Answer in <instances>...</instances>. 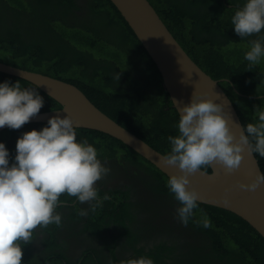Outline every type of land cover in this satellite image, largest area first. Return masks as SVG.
I'll use <instances>...</instances> for the list:
<instances>
[{
  "label": "trees",
  "instance_id": "1",
  "mask_svg": "<svg viewBox=\"0 0 264 264\" xmlns=\"http://www.w3.org/2000/svg\"><path fill=\"white\" fill-rule=\"evenodd\" d=\"M151 2L206 71L216 79L230 78L248 95L238 96L228 83L221 82L245 126L257 122L248 107L264 108V58L255 66L245 60L250 42L257 36L241 39L231 29V11L235 13L237 6L229 8L223 0ZM226 2L244 5L246 0ZM261 42L264 45V39ZM0 60L75 83L102 110L165 154L171 150L168 136L179 134L180 115L163 87L159 70L110 0H87V7L79 0H0ZM5 81H20L22 88H36L44 99L40 111L60 107L34 84L0 72V83ZM45 126L48 123L31 122L18 130L0 132L10 163L14 162L17 139L24 132ZM76 132L77 141L93 145L99 157L111 153L135 158L140 166L153 170L159 180L169 179L111 135L77 127ZM257 156L264 170V158ZM205 216L211 223L209 228L203 227ZM189 222L203 233L199 234L203 245L194 246L189 256L191 264H264V238L235 213L198 202ZM155 259L164 264L159 256Z\"/></svg>",
  "mask_w": 264,
  "mask_h": 264
},
{
  "label": "clouds",
  "instance_id": "2",
  "mask_svg": "<svg viewBox=\"0 0 264 264\" xmlns=\"http://www.w3.org/2000/svg\"><path fill=\"white\" fill-rule=\"evenodd\" d=\"M231 23L241 39L260 33L264 29V0H246L235 11ZM261 39L250 42L244 57L250 65L264 58ZM208 95L194 91L190 102L179 109V134L168 136L171 150L162 157L165 166L179 169L166 186L180 204L176 219L185 227L200 201V193L191 187L190 176L213 164L221 165L226 174H233L239 170L245 150L264 158V108L255 107L257 122L241 127L237 136L223 105L206 98ZM43 105L44 99L36 88H22L20 81L0 83V128L20 129L38 115ZM97 156L93 145L77 141L70 115L53 116L42 130L24 132L17 139L12 163L8 149L0 142V264H22L23 247L33 242L35 230L61 225L62 217L56 208L62 195L76 197L81 204L96 201L90 204L93 212L102 204L96 183L110 168ZM262 185L264 173L260 172L250 183L239 182V188L246 191H256ZM108 199L105 194L103 200ZM223 202L229 203L227 196ZM79 215L86 217L88 210L81 209ZM202 223L205 228L211 227L206 216ZM120 264L154 261L141 256Z\"/></svg>",
  "mask_w": 264,
  "mask_h": 264
},
{
  "label": "water",
  "instance_id": "3",
  "mask_svg": "<svg viewBox=\"0 0 264 264\" xmlns=\"http://www.w3.org/2000/svg\"><path fill=\"white\" fill-rule=\"evenodd\" d=\"M126 20L133 33L155 63L163 87L176 111L190 102L194 91L208 93L214 102L221 103L232 131L239 135L245 126L236 104L221 84L187 51L174 35L151 0H110ZM0 72L26 80L54 98L60 107L40 111L31 122L48 123L49 118L70 115L74 127L101 131L122 141L170 177L179 169L165 166L160 151L144 138L102 110L86 92L70 81L50 74L24 68L0 60ZM175 101V102H174ZM180 115V113H179ZM8 127L0 128V132ZM239 170L226 174L223 167L213 164L190 176L191 187L200 193V203L229 210L243 218L264 238V185L256 191L239 188V182L250 183L258 172L264 173L257 154L243 153ZM227 196L229 203L223 202Z\"/></svg>",
  "mask_w": 264,
  "mask_h": 264
},
{
  "label": "flooded vegetation",
  "instance_id": "4",
  "mask_svg": "<svg viewBox=\"0 0 264 264\" xmlns=\"http://www.w3.org/2000/svg\"><path fill=\"white\" fill-rule=\"evenodd\" d=\"M223 1L229 8L243 7L242 3ZM79 3L87 7V0ZM254 36L256 40L264 37V29ZM219 79L238 96H248L230 78ZM249 106L254 113L255 109ZM97 158L110 168L96 183L102 204L93 212L90 204L96 201L81 204L76 197L62 195L56 208L62 217L61 225L38 227L33 242L23 247L22 264H120L141 256L150 257L154 264H159L156 256L164 264H191L189 256L194 246L203 245L199 240L203 233L193 223L185 227L176 219L180 204L171 195L167 182L159 180L146 165L140 166L135 158L111 153L109 157ZM105 194L110 199L103 200ZM81 209L88 210L86 217L79 215Z\"/></svg>",
  "mask_w": 264,
  "mask_h": 264
},
{
  "label": "rangeland",
  "instance_id": "5",
  "mask_svg": "<svg viewBox=\"0 0 264 264\" xmlns=\"http://www.w3.org/2000/svg\"><path fill=\"white\" fill-rule=\"evenodd\" d=\"M248 51H249V50H248ZM261 60H262V58H261ZM247 63L250 64V62H248V61H247Z\"/></svg>",
  "mask_w": 264,
  "mask_h": 264
}]
</instances>
